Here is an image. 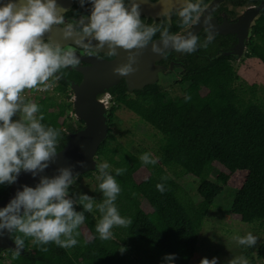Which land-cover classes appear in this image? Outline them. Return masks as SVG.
I'll list each match as a JSON object with an SVG mask.
<instances>
[{
    "label": "trees",
    "instance_id": "obj_1",
    "mask_svg": "<svg viewBox=\"0 0 264 264\" xmlns=\"http://www.w3.org/2000/svg\"><path fill=\"white\" fill-rule=\"evenodd\" d=\"M252 33L248 54L264 66V9ZM212 55L211 60L191 59L186 78L193 99L163 100L157 85L135 96L127 94L124 86L110 90L114 105H123L161 134L156 154L140 160L119 143L109 147L115 140L111 107L106 115L108 136L96 153L111 168L102 166L78 177L97 173L101 179L96 188L106 184L103 201L98 208L71 199L54 204L63 230L84 227L90 238L64 244L50 218L52 202L42 194L12 231V240L22 249L6 250L10 264H190L214 200L236 171L245 174L230 213L243 223L264 226V101L255 84L240 81L229 56ZM38 64L33 62L34 67ZM56 105L54 96L43 95L1 108L0 200L7 195L16 169L27 167L46 150L59 151L67 135L82 128L81 120L76 127L64 120ZM218 167L220 172L211 180ZM140 168L148 176L138 182L134 173ZM184 176L196 182V196L177 181ZM245 264H264V239L256 257Z\"/></svg>",
    "mask_w": 264,
    "mask_h": 264
},
{
    "label": "flooded vegetation",
    "instance_id": "obj_2",
    "mask_svg": "<svg viewBox=\"0 0 264 264\" xmlns=\"http://www.w3.org/2000/svg\"><path fill=\"white\" fill-rule=\"evenodd\" d=\"M258 7L259 17L264 9V0H74L59 15L55 24L86 34L89 39H85L81 45L64 43L51 46L46 56L49 69L44 70L48 79L60 85L62 82L66 83L73 95L71 84H80L86 74L90 73V68L95 66L94 62L113 61L125 54L127 63L132 59L139 60V64L131 65L130 71L127 69L130 84L144 85L142 88L131 87L128 76H123L113 87L124 86L127 94L135 96L137 91L150 85L160 88L165 85L184 86L189 84L187 69L196 57L211 60L214 57L212 52H215L229 56L230 63L234 66L238 54V33H220L218 30L235 27L246 11ZM253 23L244 39L247 47L254 36ZM196 26L198 28L195 33L179 45L162 51L154 50L145 55L146 63H142L143 55L135 54L131 49L119 51L117 35L148 44L182 37ZM240 33H243V29H240ZM50 43L47 39L41 41L37 46L38 51H44ZM151 79H154L153 83H147ZM113 87L98 93L96 98H103V94L107 92L105 98L112 100L110 90Z\"/></svg>",
    "mask_w": 264,
    "mask_h": 264
},
{
    "label": "water",
    "instance_id": "obj_3",
    "mask_svg": "<svg viewBox=\"0 0 264 264\" xmlns=\"http://www.w3.org/2000/svg\"><path fill=\"white\" fill-rule=\"evenodd\" d=\"M74 0H0V64L15 65L38 60L40 67L49 69L46 62L47 53L51 46H60L64 43L81 45L88 35L76 32L69 27H58L55 21L64 13ZM173 0H163V2ZM218 1V0H216ZM260 7L246 11L235 27L220 28V33L237 32L239 42L237 53L239 58L244 56L250 26L258 14ZM182 37L163 39L144 44L138 41L124 39L117 35L119 51L131 49L135 54H151L154 50L162 51L179 45L180 42L191 37L195 30ZM243 29V33H240ZM51 43L45 50L39 52L37 46L43 40ZM235 53V52H234ZM139 64L136 59L127 63L125 54L113 61L98 60L90 73L80 84H71L73 91L72 104L75 116L83 122V128L67 135L65 145L59 150L44 151L33 163L22 169H16L8 193L0 200V253L8 249H22L12 240V231L15 229L21 215L42 194L47 193L50 199L58 204L63 202L64 195L61 187H67L80 175L98 168L95 160L96 153L109 132L106 110L108 95L96 98L98 93L113 87L123 76H128L131 87L142 88L144 84H130L131 65ZM127 75H126V74ZM154 79L147 83H153ZM63 195V196H62Z\"/></svg>",
    "mask_w": 264,
    "mask_h": 264
},
{
    "label": "rangeland",
    "instance_id": "obj_4",
    "mask_svg": "<svg viewBox=\"0 0 264 264\" xmlns=\"http://www.w3.org/2000/svg\"><path fill=\"white\" fill-rule=\"evenodd\" d=\"M257 18L258 14L254 20ZM254 20L253 22H255ZM248 53L249 48H246L244 56L239 58L237 54L234 68L240 81L256 85L258 97L264 101V66ZM49 84L46 87L47 91L45 90L43 95L54 96L57 100L56 108L60 111L62 118L72 122L76 127L79 119L74 114L72 93L69 88L65 90L62 85L57 84L54 80L49 81ZM161 91L163 92L162 99L166 101L173 96H178L181 99H193V91L189 84L184 86L165 85L161 87ZM131 95L134 96V94ZM41 97H36L35 100H39ZM108 101L106 115L108 110L114 107L111 131L115 136V140H110L109 147L119 143L140 160L147 154L155 155L161 134L123 105H114L113 99ZM23 117L32 123L36 122L32 115L23 113ZM95 160L98 168L102 166L111 168L104 156L96 155ZM220 170L221 168L218 167L210 176V179L215 180ZM244 174L245 172L243 171H236L232 174L228 181V186L214 200V204L200 231L197 251L190 264H245L250 257H256V249L264 239V226L259 223H243L229 211L234 195L243 182ZM147 176L148 172L145 168H140L134 173V178L138 182L143 181ZM100 179L101 177L93 172L90 178L73 180L69 186L62 187L64 199H71L91 208L94 206L98 208L100 201H103L102 193L106 187V184H104L96 188ZM177 181L190 195L196 196L197 184L192 178L184 176L177 179ZM91 195L93 200L90 202L89 198ZM50 201L52 202V204L48 205L51 211L50 218L52 223L57 226V232L64 244L68 240L74 243L80 239L88 240L90 238L89 232L84 227L78 228L77 231L75 229L63 230V227L59 224V217L54 211V204L56 203L51 199ZM0 256V264H10L6 250H3Z\"/></svg>",
    "mask_w": 264,
    "mask_h": 264
},
{
    "label": "built area",
    "instance_id": "obj_5",
    "mask_svg": "<svg viewBox=\"0 0 264 264\" xmlns=\"http://www.w3.org/2000/svg\"><path fill=\"white\" fill-rule=\"evenodd\" d=\"M49 81L45 70L33 62L0 67V110L12 101L42 96Z\"/></svg>",
    "mask_w": 264,
    "mask_h": 264
},
{
    "label": "bare ground",
    "instance_id": "obj_6",
    "mask_svg": "<svg viewBox=\"0 0 264 264\" xmlns=\"http://www.w3.org/2000/svg\"><path fill=\"white\" fill-rule=\"evenodd\" d=\"M25 62H27V61H24V63ZM18 64H22V62H19V63L15 64V65H18ZM0 67H4V65L3 64H0Z\"/></svg>",
    "mask_w": 264,
    "mask_h": 264
}]
</instances>
